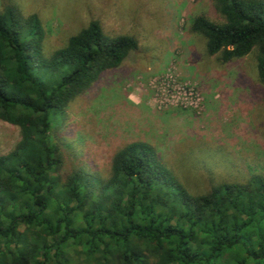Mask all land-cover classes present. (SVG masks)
Returning <instances> with one entry per match:
<instances>
[{
	"label": "trees",
	"instance_id": "16d2710c",
	"mask_svg": "<svg viewBox=\"0 0 264 264\" xmlns=\"http://www.w3.org/2000/svg\"><path fill=\"white\" fill-rule=\"evenodd\" d=\"M214 1L222 19L196 15L192 31L224 61L255 51L264 86V0ZM44 39L36 12L2 0L0 120L19 139L0 155V264H264V175L192 193L141 140L115 151L105 179L60 173L55 120L139 43L94 18L48 55Z\"/></svg>",
	"mask_w": 264,
	"mask_h": 264
},
{
	"label": "rangeland",
	"instance_id": "374dc122",
	"mask_svg": "<svg viewBox=\"0 0 264 264\" xmlns=\"http://www.w3.org/2000/svg\"><path fill=\"white\" fill-rule=\"evenodd\" d=\"M42 20L48 55L92 18L138 48L105 70L55 120L65 176L73 167L105 179L115 151L151 144L192 193L264 175V86L256 53L224 61L191 29L194 16L221 20L214 0H17ZM2 8V0H0ZM19 127L0 120V155Z\"/></svg>",
	"mask_w": 264,
	"mask_h": 264
}]
</instances>
